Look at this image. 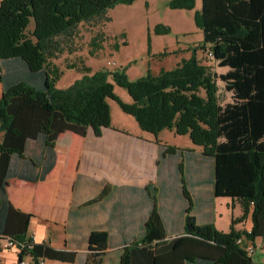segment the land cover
<instances>
[{
    "label": "trees",
    "instance_id": "1",
    "mask_svg": "<svg viewBox=\"0 0 264 264\" xmlns=\"http://www.w3.org/2000/svg\"><path fill=\"white\" fill-rule=\"evenodd\" d=\"M131 1L0 0V237L23 243L14 264L23 256L32 264L39 258L73 260L74 252L31 239L26 233L31 213L11 204L4 183L8 177L44 178L54 164L59 130L82 135L90 127L99 135L109 125L110 97L143 130L186 134L211 165V194L239 201L242 213L230 220L248 210L250 216L249 230L230 226L223 231L186 213L183 234L165 238L152 209L138 240L121 245L117 264H254L246 246L264 236V0H167L170 7L193 8L201 39L188 57L134 79L123 68L89 71L80 62L79 77L55 86L61 69L50 60L61 50L63 37L81 21L105 17L114 3ZM154 31L164 33L168 27L155 24ZM90 44L98 46L94 40ZM197 48H209V60L227 69H210L196 57ZM108 78L126 89L130 102L112 93ZM216 79L230 92L229 100L219 101ZM160 146L161 155L182 157L188 151ZM108 239L106 230L91 229L82 264H101Z\"/></svg>",
    "mask_w": 264,
    "mask_h": 264
},
{
    "label": "crops",
    "instance_id": "2",
    "mask_svg": "<svg viewBox=\"0 0 264 264\" xmlns=\"http://www.w3.org/2000/svg\"><path fill=\"white\" fill-rule=\"evenodd\" d=\"M219 67L222 70L216 72L227 69ZM226 91L228 99L223 102L230 99V92ZM153 136L111 125L103 127L99 135H94L90 127L82 135L61 129L54 140V164L44 178L5 180L11 204L31 213L26 233L32 240L74 252L73 260L54 259L51 264H82L86 236L91 229L108 233L101 264H117L121 245L138 240L152 209L159 216L165 238L183 234L186 213L192 214L196 223L215 224L211 165L204 162L200 147L172 143L188 151L182 157L161 155L160 144L164 142ZM101 190L99 199L86 202ZM37 226H53L58 232V243L51 245L46 236L34 233ZM27 227H31L30 232ZM233 228H250L249 210ZM261 245L264 247V236ZM24 258L30 260L29 256ZM0 261L14 264L16 251L0 248Z\"/></svg>",
    "mask_w": 264,
    "mask_h": 264
},
{
    "label": "rangeland",
    "instance_id": "3",
    "mask_svg": "<svg viewBox=\"0 0 264 264\" xmlns=\"http://www.w3.org/2000/svg\"><path fill=\"white\" fill-rule=\"evenodd\" d=\"M197 2L194 8L198 7ZM104 16L79 22L71 35L63 37L61 50L50 60L61 69L54 81L55 86L64 87L74 78L79 77L82 73L80 62L88 66L89 71L98 68H123L128 79H134L147 70L155 74L161 67L171 68L181 58L188 57L190 47L195 46L201 39L200 29L193 20V8L170 7L167 5V0L116 2L105 10ZM155 24L167 26L168 31L155 32ZM31 25L30 21L27 28ZM91 40H94L98 46L91 45ZM89 49L92 51L89 52ZM195 55L210 69L222 70L214 61L206 57L205 50L197 48ZM69 64L75 66L66 67ZM108 80L112 84V93L119 100L131 101L123 86L116 84L110 78ZM216 85L219 101L228 99V92L223 88V82L216 79ZM106 103L108 126L129 132L155 135L168 145L189 143L193 147L197 146L186 134L172 133L167 128H162L155 133L143 130L131 114L121 110L116 100L106 97ZM215 197L214 227L225 231L234 224L239 225L242 218L230 220V216L238 212L242 213L239 201L231 196ZM30 229L31 227H27V231ZM35 232L46 236L51 245L58 243V232L53 226H37L34 228ZM261 242L262 236L255 237L252 251L249 253L254 264L264 261V247ZM111 254L114 255V252ZM53 261L54 259L44 258V264H51Z\"/></svg>",
    "mask_w": 264,
    "mask_h": 264
},
{
    "label": "built area",
    "instance_id": "4",
    "mask_svg": "<svg viewBox=\"0 0 264 264\" xmlns=\"http://www.w3.org/2000/svg\"><path fill=\"white\" fill-rule=\"evenodd\" d=\"M205 54H206V57L208 58V59H210V57H211V51H210V49L209 48H206L205 49ZM249 230V229H248ZM0 248H3V249H7V248H13L15 251H16V253H17V251H19V249H20V247L23 245V243H17L16 241H14V240H12L11 238H9V237H4V236H1L0 237ZM32 239V238H31ZM242 239H243V237L242 236H240V237H238V238H236V241L237 242H240V241H242ZM246 250L248 251V252H251L252 251V246L250 245V244H248L247 246H246ZM29 261L28 260H26L25 258H24V256L19 260V262L17 263V264H32V261H31V258L29 257ZM43 261H44V259H42V258H39L38 259V264H43ZM16 263V262H15Z\"/></svg>",
    "mask_w": 264,
    "mask_h": 264
}]
</instances>
